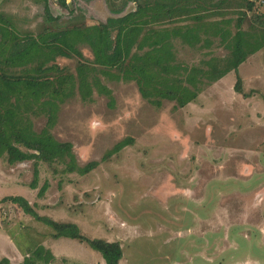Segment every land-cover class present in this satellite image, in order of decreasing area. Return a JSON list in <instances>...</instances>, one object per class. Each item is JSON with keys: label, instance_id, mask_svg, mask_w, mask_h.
I'll list each match as a JSON object with an SVG mask.
<instances>
[{"label": "rangeland", "instance_id": "1", "mask_svg": "<svg viewBox=\"0 0 264 264\" xmlns=\"http://www.w3.org/2000/svg\"><path fill=\"white\" fill-rule=\"evenodd\" d=\"M65 1L67 7L47 0L46 13L43 0H0V12L19 32L36 35L105 22L137 4H164L172 14L150 27L203 24L198 43L173 40L177 62L188 66L228 57L230 49L214 34L216 28L232 35L241 29L257 49L264 27V0L254 1L250 9L247 0ZM120 7V13L111 11ZM175 7L190 11L177 13ZM48 14L57 20L48 21ZM79 49L83 58L57 56L53 62L58 67L54 75L73 74L74 82L58 104L51 133L72 144L77 165L98 164L80 175L66 172L62 162L39 161L32 188L35 162L8 164L4 155L0 259L20 263L42 245L54 255L50 264H104L86 243L54 239L51 227L1 201L18 195L39 215L76 224L85 237L117 241L122 249L119 264H264V47L250 54L237 72L203 84L184 107L169 100L156 107L141 97L134 81L111 80L97 72L111 98L93 83L83 97L76 67L79 62L92 64L93 56L88 46ZM30 118L36 131L47 121L43 113ZM125 138L132 143L105 157ZM44 183L47 188L38 197Z\"/></svg>", "mask_w": 264, "mask_h": 264}, {"label": "trees", "instance_id": "2", "mask_svg": "<svg viewBox=\"0 0 264 264\" xmlns=\"http://www.w3.org/2000/svg\"><path fill=\"white\" fill-rule=\"evenodd\" d=\"M43 1L45 11L49 13L47 0ZM59 1L67 7L65 0ZM254 1L247 0L248 9L252 8ZM122 10L123 7H120L111 11L120 13ZM176 11L188 13L190 10L175 7ZM171 14V7L165 8L164 4H137L135 10L119 17H109L105 22L72 24L33 35L19 32L11 18L0 12V159L5 155L8 164L33 160L32 188L36 187L39 161L47 164L62 162L66 172L80 175L97 166L98 162L94 160L83 166L77 165L72 144L57 140L51 133L58 104L71 92L74 82L73 74L54 75L58 67L53 62L57 56L83 58L79 45L88 46L93 56L92 64L79 62L76 67L77 86L83 97L89 94L86 90L93 83L111 98V91L100 84L97 72L111 80L122 78L134 81L141 97L156 107L161 106L162 100L174 101L176 107H184L197 97L203 84L216 81L230 71L237 72L239 65L250 54L264 47V27L257 49L252 47L241 29L232 35L227 30L216 28L214 34L220 37L224 47L230 49L224 61L210 59L203 66L178 63L173 50L174 38L194 45L201 40L203 24L159 29L150 27L155 21ZM46 18L48 21L57 20L49 14ZM112 31H115L114 37L111 36ZM240 83L241 79L237 77L238 92ZM38 113H43L47 121L42 129L36 131L30 115ZM132 141L131 138L120 140L106 152L105 157L120 151ZM46 188L44 183L38 190V197L43 196ZM1 201L12 202L24 214L51 227L54 239L66 237L86 243L101 254L104 264H119L122 249L117 241L85 237L74 223L58 222L39 215L22 196L10 195ZM53 258L49 249L39 245L16 264H50ZM0 264L14 263L2 257Z\"/></svg>", "mask_w": 264, "mask_h": 264}]
</instances>
